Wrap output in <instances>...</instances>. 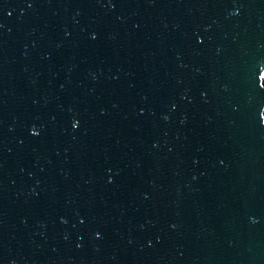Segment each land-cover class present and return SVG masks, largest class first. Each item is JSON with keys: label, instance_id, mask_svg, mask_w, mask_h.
<instances>
[{"label": "water", "instance_id": "95a60500", "mask_svg": "<svg viewBox=\"0 0 264 264\" xmlns=\"http://www.w3.org/2000/svg\"><path fill=\"white\" fill-rule=\"evenodd\" d=\"M262 69L264 0H0V264H264Z\"/></svg>", "mask_w": 264, "mask_h": 264}, {"label": "snow or ice", "instance_id": "6c2138e0", "mask_svg": "<svg viewBox=\"0 0 264 264\" xmlns=\"http://www.w3.org/2000/svg\"><path fill=\"white\" fill-rule=\"evenodd\" d=\"M259 80H260V86H261V88H264V69H262L261 71H260V74H259ZM78 126V122H74L73 123V127L75 128V127H77ZM33 134L35 135V134H38L37 132H36V130L34 129L33 130Z\"/></svg>", "mask_w": 264, "mask_h": 264}]
</instances>
